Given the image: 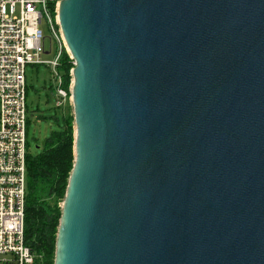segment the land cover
<instances>
[{
  "label": "water",
  "instance_id": "obj_1",
  "mask_svg": "<svg viewBox=\"0 0 264 264\" xmlns=\"http://www.w3.org/2000/svg\"><path fill=\"white\" fill-rule=\"evenodd\" d=\"M58 15L74 161L53 264H264V0Z\"/></svg>",
  "mask_w": 264,
  "mask_h": 264
},
{
  "label": "built area",
  "instance_id": "obj_2",
  "mask_svg": "<svg viewBox=\"0 0 264 264\" xmlns=\"http://www.w3.org/2000/svg\"><path fill=\"white\" fill-rule=\"evenodd\" d=\"M59 4L0 0V264H35L37 258L25 244L26 66L49 68L55 108L72 107L73 69L67 90L58 70L64 52L72 60L59 25ZM44 21L50 31L48 46L39 28Z\"/></svg>",
  "mask_w": 264,
  "mask_h": 264
},
{
  "label": "trees",
  "instance_id": "obj_3",
  "mask_svg": "<svg viewBox=\"0 0 264 264\" xmlns=\"http://www.w3.org/2000/svg\"><path fill=\"white\" fill-rule=\"evenodd\" d=\"M73 61L63 53L58 67L67 90ZM57 130L51 132L35 155L26 157L25 244L37 256L35 264H53L55 241L63 201L73 167L72 107L59 109Z\"/></svg>",
  "mask_w": 264,
  "mask_h": 264
},
{
  "label": "rangeland",
  "instance_id": "obj_4",
  "mask_svg": "<svg viewBox=\"0 0 264 264\" xmlns=\"http://www.w3.org/2000/svg\"><path fill=\"white\" fill-rule=\"evenodd\" d=\"M45 37V46H48L50 31L45 21L39 26ZM51 59L50 56L43 57ZM26 79V107H27V154L35 155V147H42L45 139L52 131L57 130L55 118L61 120L59 109L55 108L54 82L49 68L39 65H27L25 68ZM73 115V113H72ZM74 128V124H73ZM74 137V133H73ZM74 146V141H73ZM74 156V154H73ZM62 202H58L61 209Z\"/></svg>",
  "mask_w": 264,
  "mask_h": 264
}]
</instances>
